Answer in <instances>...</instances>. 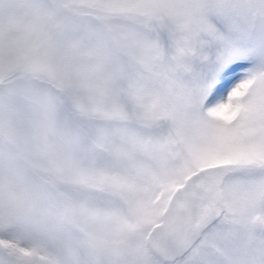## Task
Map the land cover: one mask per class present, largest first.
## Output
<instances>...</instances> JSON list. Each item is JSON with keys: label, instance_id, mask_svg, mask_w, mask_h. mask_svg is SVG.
Masks as SVG:
<instances>
[{"label": "snow or ice", "instance_id": "1", "mask_svg": "<svg viewBox=\"0 0 264 264\" xmlns=\"http://www.w3.org/2000/svg\"><path fill=\"white\" fill-rule=\"evenodd\" d=\"M0 264H264V0H0Z\"/></svg>", "mask_w": 264, "mask_h": 264}]
</instances>
